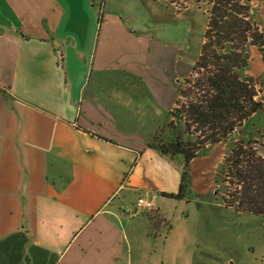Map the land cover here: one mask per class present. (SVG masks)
Segmentation results:
<instances>
[{
    "label": "crops",
    "instance_id": "crops-1",
    "mask_svg": "<svg viewBox=\"0 0 264 264\" xmlns=\"http://www.w3.org/2000/svg\"><path fill=\"white\" fill-rule=\"evenodd\" d=\"M140 1L180 18L202 11ZM96 3L0 0V264H131L134 225L155 228L151 211L134 212L138 200L164 224L174 199L163 195L179 193L183 158L149 145L201 50L127 0H106L100 14ZM251 5L264 30V0ZM250 54L256 79L264 60ZM223 150L191 162L193 185L215 179Z\"/></svg>",
    "mask_w": 264,
    "mask_h": 264
},
{
    "label": "trees",
    "instance_id": "trees-1",
    "mask_svg": "<svg viewBox=\"0 0 264 264\" xmlns=\"http://www.w3.org/2000/svg\"><path fill=\"white\" fill-rule=\"evenodd\" d=\"M210 6L201 53L165 127L175 132L182 128L195 139L183 141L177 136L164 141L165 131L161 130L149 145L164 156L184 160L179 193L163 195L174 200L186 198L193 160L243 133L264 113L257 80L247 74L252 48H257L264 60V30L251 0H210ZM254 144L252 140L235 143L215 182L234 190L232 199H221L227 208L264 216V157Z\"/></svg>",
    "mask_w": 264,
    "mask_h": 264
},
{
    "label": "rangeland",
    "instance_id": "rangeland-1",
    "mask_svg": "<svg viewBox=\"0 0 264 264\" xmlns=\"http://www.w3.org/2000/svg\"><path fill=\"white\" fill-rule=\"evenodd\" d=\"M105 2L106 0H97L98 14L104 10ZM127 3L132 4L131 6L136 5L135 10L139 15L142 8L146 9L147 14L151 15L152 23L157 25L155 29L164 24L173 31L178 29L186 34V44L195 52L201 50L207 28L206 15L211 7L210 0L166 2L169 5L175 4L174 6L179 10L185 9L189 4H196L203 11L192 7L181 18L173 9L170 12L164 8L159 13L158 3L154 4L153 1L142 3L140 0H127ZM170 37L174 42V32ZM259 69L257 60L251 59L249 70L259 72ZM260 73L255 78L260 90L259 98L264 102V71ZM167 123L161 129L165 131L162 135L164 141L176 139L177 136L183 141H194L195 138L186 135L182 128L178 132L165 128ZM240 140L255 141L254 147L258 154L264 157V113L254 118L241 135L235 134L226 142L219 144L224 148L223 162L230 154L233 145ZM214 147H210L204 154L209 153ZM216 179L217 175L214 180L209 179L205 183L193 185L192 178L186 198L172 200L165 206L167 220L164 224H162L163 220L159 221L155 211L149 213L155 222V228L145 219L146 216L143 214L146 210L130 206L129 208H133L135 213H139V219L144 218L145 223L149 225H143L142 220H138L139 222L134 225L141 231L133 243L131 264H264V216L239 214L227 208L221 199H232L231 193L234 190L227 188L229 185L220 181L217 184ZM137 200L138 196L133 197L131 202L134 201L136 205Z\"/></svg>",
    "mask_w": 264,
    "mask_h": 264
},
{
    "label": "built area",
    "instance_id": "built-area-1",
    "mask_svg": "<svg viewBox=\"0 0 264 264\" xmlns=\"http://www.w3.org/2000/svg\"><path fill=\"white\" fill-rule=\"evenodd\" d=\"M137 207L146 211H155V205L152 201L140 198L137 203Z\"/></svg>",
    "mask_w": 264,
    "mask_h": 264
},
{
    "label": "water",
    "instance_id": "water-1",
    "mask_svg": "<svg viewBox=\"0 0 264 264\" xmlns=\"http://www.w3.org/2000/svg\"><path fill=\"white\" fill-rule=\"evenodd\" d=\"M171 159H175V157L172 156Z\"/></svg>",
    "mask_w": 264,
    "mask_h": 264
}]
</instances>
